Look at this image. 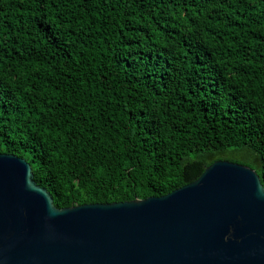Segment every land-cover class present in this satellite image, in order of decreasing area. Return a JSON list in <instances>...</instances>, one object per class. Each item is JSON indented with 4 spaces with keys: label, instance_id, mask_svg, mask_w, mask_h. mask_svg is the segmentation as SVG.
<instances>
[{
    "label": "trees",
    "instance_id": "1",
    "mask_svg": "<svg viewBox=\"0 0 264 264\" xmlns=\"http://www.w3.org/2000/svg\"><path fill=\"white\" fill-rule=\"evenodd\" d=\"M0 154L58 210L264 188V0H0Z\"/></svg>",
    "mask_w": 264,
    "mask_h": 264
},
{
    "label": "water",
    "instance_id": "2",
    "mask_svg": "<svg viewBox=\"0 0 264 264\" xmlns=\"http://www.w3.org/2000/svg\"><path fill=\"white\" fill-rule=\"evenodd\" d=\"M0 264H264V188L219 161L159 198L58 210L0 154Z\"/></svg>",
    "mask_w": 264,
    "mask_h": 264
}]
</instances>
